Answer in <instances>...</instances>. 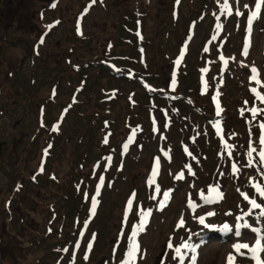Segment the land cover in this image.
Returning a JSON list of instances; mask_svg holds the SVG:
<instances>
[{
	"label": "rangeland",
	"instance_id": "1",
	"mask_svg": "<svg viewBox=\"0 0 264 264\" xmlns=\"http://www.w3.org/2000/svg\"><path fill=\"white\" fill-rule=\"evenodd\" d=\"M41 1L0 0V264H264V4Z\"/></svg>",
	"mask_w": 264,
	"mask_h": 264
},
{
	"label": "trees",
	"instance_id": "2",
	"mask_svg": "<svg viewBox=\"0 0 264 264\" xmlns=\"http://www.w3.org/2000/svg\"><path fill=\"white\" fill-rule=\"evenodd\" d=\"M81 183H83V182H81ZM74 210H75V208H73L72 204H67L64 206L63 211L61 213H60V210L56 212V215L54 217V221L60 223L61 229H65L68 231L70 230L69 223L71 222V216H72ZM76 230H77V228H75V231ZM72 235L75 236V232ZM78 235H79V232H78ZM72 244H73V249L77 250L76 247L79 244L78 241H74ZM69 249L70 248L64 249V251L62 252L63 256L69 251ZM75 250H74V252H76Z\"/></svg>",
	"mask_w": 264,
	"mask_h": 264
},
{
	"label": "snow or ice",
	"instance_id": "3",
	"mask_svg": "<svg viewBox=\"0 0 264 264\" xmlns=\"http://www.w3.org/2000/svg\"><path fill=\"white\" fill-rule=\"evenodd\" d=\"M225 3H227V0H225ZM262 4H264V0H258V2L255 4V9H256V11H253L252 14H251V16H250L249 19H248V24H249V26L251 25L252 20H254V19L259 15V12H260V9H261ZM244 7L247 8L248 5H244ZM241 14H242V13L237 12V15H241ZM246 54H247V52L245 51V55H246ZM252 72H253V74H256V73H257V69H256L255 67H253V68H252ZM253 79H255V75L253 76ZM260 99H261L262 101H264V96H261ZM255 113H256V110L253 109V114H255ZM262 128H264V125H262ZM261 143L264 144V137H262ZM249 155H251V153H249ZM260 155H261L262 158H264V152H261ZM234 167H235V166H234ZM215 191H216V195H217L218 197L222 198V195H223V194L220 193L218 190H215ZM261 194L264 195V192H262ZM253 206H254V207H259V205L255 203V201H253ZM145 222H146V221H145ZM202 222H203V221H202ZM244 247H247V245H244ZM135 251H136V245L134 244V245H133L132 252L130 253V255H134Z\"/></svg>",
	"mask_w": 264,
	"mask_h": 264
},
{
	"label": "flooded vegetation",
	"instance_id": "4",
	"mask_svg": "<svg viewBox=\"0 0 264 264\" xmlns=\"http://www.w3.org/2000/svg\"><path fill=\"white\" fill-rule=\"evenodd\" d=\"M37 1H41V0H37ZM59 0H53V1H41V2H43V3H45V4H47V5H53V4H56L57 2H58ZM39 27V26H38ZM39 30H38V32H37V34H36V36L34 37V38H38V37H40V38H43L44 37V35H42V34H45V30L42 32V33H39L40 32V28H38ZM39 34V35H38ZM41 34V35H40ZM8 36L6 35V33H4V32H1L0 33V38H7ZM22 37H20V39H21Z\"/></svg>",
	"mask_w": 264,
	"mask_h": 264
},
{
	"label": "water",
	"instance_id": "5",
	"mask_svg": "<svg viewBox=\"0 0 264 264\" xmlns=\"http://www.w3.org/2000/svg\"><path fill=\"white\" fill-rule=\"evenodd\" d=\"M44 1H50V2H51V1H53V0H44Z\"/></svg>",
	"mask_w": 264,
	"mask_h": 264
}]
</instances>
